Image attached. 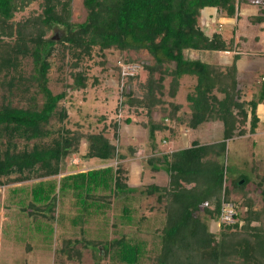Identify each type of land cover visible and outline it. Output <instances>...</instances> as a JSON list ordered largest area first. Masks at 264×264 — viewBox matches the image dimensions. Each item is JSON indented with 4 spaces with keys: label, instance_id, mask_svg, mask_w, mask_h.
<instances>
[{
    "label": "trees",
    "instance_id": "trees-1",
    "mask_svg": "<svg viewBox=\"0 0 264 264\" xmlns=\"http://www.w3.org/2000/svg\"><path fill=\"white\" fill-rule=\"evenodd\" d=\"M71 1L0 0V185L6 180L40 179L31 185V201L20 210L32 221L48 222L49 226L57 219L53 216L56 186L58 192H71L72 196L84 188L81 223L70 219L73 228L80 226L82 237L61 239L56 252L59 264L79 262L81 247L97 254L94 264L102 259L114 264H141L144 260L149 264H264V206L253 208L245 177L228 186L226 170L217 161L227 140L253 134L258 127L264 81L261 77L251 83L240 79L235 54L227 66L189 56L195 51L216 58L218 53L236 48L219 33L207 34V27H200L198 19L234 17L239 0H82L85 16L80 23L71 21ZM31 5L35 7L30 9ZM18 14L21 17L16 19ZM263 19L260 9L249 21L254 25ZM94 49L101 56L109 50H144L151 60L143 65L124 59L122 64L138 68L130 76L122 77L119 66L112 67L119 87L116 111L125 108L144 118L140 125L148 128L151 152L146 162L154 172L159 171L155 165L162 164L167 175L165 185L150 183L141 191L155 196L161 212L158 224L149 228V247L143 238L128 234L110 240L101 231L100 237L88 238L84 228L88 218L106 220L105 211L114 201L126 202L120 219L133 225L131 217L136 211L127 200L134 191L121 166L65 176L58 183L45 180L61 172L63 161L78 153L82 140L87 159H124L103 135L104 128L96 134L67 128V110L59 107L66 90L53 94L48 86L51 58L57 55L68 60L72 82L67 89H84L88 77L82 63L91 58ZM140 69L145 73L143 80L139 79ZM183 76L195 79L186 95L187 111L175 102ZM52 119L58 126H50ZM124 122L129 124L131 119ZM211 123L216 124L219 139L202 141L196 135ZM180 126L195 134L188 145L158 157L155 133L172 134ZM112 127L116 131L117 123ZM258 177L261 181L256 184L264 202V176ZM231 195L242 198L245 211L242 216L235 211L238 222L229 226L218 217L222 203H232ZM145 219L137 220L136 230Z\"/></svg>",
    "mask_w": 264,
    "mask_h": 264
},
{
    "label": "rangeland",
    "instance_id": "rangeland-1",
    "mask_svg": "<svg viewBox=\"0 0 264 264\" xmlns=\"http://www.w3.org/2000/svg\"><path fill=\"white\" fill-rule=\"evenodd\" d=\"M34 7L35 5H31L30 9ZM247 9L253 12V15L256 14V7H247L246 5L240 6L239 12ZM84 16L82 0H72L71 21L80 23L83 21ZM19 17H21L20 14L15 18L18 19ZM218 17L208 20L209 23L206 18L200 17L198 25L207 27V34L216 32L226 40L230 37L239 39V45L235 49L236 52L240 53L237 61V67L240 71L239 78L246 79V82L250 83L257 80V78L260 79L261 75L264 74V54L262 56L255 54L258 51L264 53V30L260 34V37H263L260 43L257 40L259 36L254 39L258 33V26L246 23L244 17H241L235 26L223 22L227 17L224 20ZM189 56L214 63H217V59H219L223 63H227L226 61H229V57H233L234 54L231 51H227L218 53L216 58H214L205 56V53L201 54L192 51ZM126 58L135 61L134 63L136 64L143 65L151 61L144 50L138 52L127 51L125 53L109 50L105 52L104 56H101L94 49L91 58L82 63V69L86 71L88 80L86 87L81 90L67 89V86L72 82L66 66L67 57L64 60L57 55L51 58V67L48 72L49 89L53 94L66 90V95L59 102V107L67 110L68 118L64 125L71 130L79 129L82 133L87 134L99 133L104 128L103 135L117 146L118 153L124 159L108 162H100L98 159H87L84 156L86 142L82 140L78 153L69 155L63 161L61 172L45 180H54L55 183H58L65 176L84 174L91 170L106 167L114 169L117 165L121 166L128 177V187L134 191V193L129 195V200H127L128 206H131L136 211L131 217L133 225L124 223V220L120 219L121 206L126 202L114 201L110 209L105 211L104 219L106 220L101 217L88 218L84 228L87 231L88 238L100 237L99 232L101 231L102 235L104 233V236L110 240L118 238L120 234H128L143 238L147 241L149 247L152 238L149 228L158 224L161 212L155 203V196H146L141 191L150 183L160 186L165 185L167 175L162 164L155 165L159 171L154 172L146 162L151 152L148 128L140 125L144 118L132 111H126L125 108H123L124 110L116 111V106L119 102V87L116 84L117 73L112 67L116 66L118 62L122 63ZM243 68L246 69L245 72H242ZM25 69H29L28 62H25ZM138 75L140 80L145 78V73L142 69L139 70ZM167 82L168 80L165 83L167 84ZM194 83V77L190 76H183L179 80L175 102L181 105L183 111L188 110L186 95L191 92ZM38 102H42L40 96ZM126 118L131 119L129 124L124 122ZM113 122L117 123L118 128L116 131L113 130ZM50 126H58L55 119L51 120ZM216 127L214 123L206 124L196 136L202 141L217 140L219 135ZM186 130H183V127L180 126L172 134L165 131L162 133L156 132L157 156L159 157L163 153L178 150L188 145L186 144V138L189 140L195 134H191L189 130ZM217 161L226 170L228 186L236 178L245 177V189L250 192L249 198L253 202V208L256 210L262 208L264 202L256 183L261 181L260 177L257 178L258 175L264 176V140L262 141L261 138L254 139V137H249V135L244 136L242 139H229L225 143L222 156ZM40 181V179H34L16 183L6 180L3 185H0V264H59L61 259L58 258L56 252L60 247L61 239L78 238V240H81L82 235L79 233L78 228L80 226L73 228L70 224V219L73 218L78 223L77 225L81 223L82 204L80 203L83 200L82 195L85 193L84 188L83 190L78 189L76 195L72 196L71 192L67 194L58 192L56 186L54 193L57 201L53 216L57 217V219L53 225H46L48 222L32 221L20 210L21 206L31 201L29 199L31 185ZM241 199L239 195H231L232 203L235 204L234 211L239 216H242L245 211V207L241 204ZM141 216L146 219L141 222L142 228L136 230L135 223ZM112 224H116V226L114 227ZM210 227L211 230H215L212 224ZM51 230H53V233L50 237ZM78 247L80 248V246ZM94 254L95 252L90 248L81 247L79 262L64 261L63 264H94L95 256L97 255L94 256ZM100 264L114 263L108 259H102ZM141 264L149 263L144 260Z\"/></svg>",
    "mask_w": 264,
    "mask_h": 264
},
{
    "label": "crops",
    "instance_id": "crops-1",
    "mask_svg": "<svg viewBox=\"0 0 264 264\" xmlns=\"http://www.w3.org/2000/svg\"><path fill=\"white\" fill-rule=\"evenodd\" d=\"M257 3H259V5L257 4ZM244 5H246L247 7H256V10L257 11H255L256 12V14H258V11L260 10V9H263L264 10V0H239V3L237 4V11H236V14H235V16L234 17H231V18H226L225 16H223L222 15V17L221 16H219L220 17V19H222V20H224V18H226L225 19V21H223L224 23H230V24H233V26H235L238 22H239V19L241 18V17H244L245 19H246V23H250V21H249V19H251L252 17H254V16H256V14L255 15H253V12H251V11H249L248 9L247 10H241L240 12H239V9H240V6L241 7H243ZM218 17V18H219ZM233 22V23H232ZM250 24H252V23H250ZM263 24H264V19H263V21L262 22H260V23H258V24H254V26H258V29H257V31H258V33L255 35V37H254V39H257L258 38V36H259V39H257L258 41H260V43H261V41H262V38L263 37H260V34H261V32L264 30V28H263ZM207 25V24H206ZM253 25V24H252ZM237 29H236V27H235V31H236ZM229 39H231L232 41H233V44L234 45H236L235 47H237V45H239V43H238V40L239 39H233V37H230ZM235 49H237V48H234V50L233 51H231L233 54H235L236 55V57H237V60H236V69H237V73L239 74V70H238V67H237V61H238V59H239V54L240 53H238V52H236V50ZM258 53V54H257ZM255 55H260V56H262L264 53L261 51V52H257ZM231 61H232V57L230 58L229 57V61H226L227 63H223L222 62V60H219V59H217V63L218 64H220V65H223V66H227V65H229L230 63H231ZM247 65V64H246ZM244 69V68H243ZM246 71V69H244V70H242V72H245ZM261 77H262V79H264V74H262L261 75ZM264 81V80H263ZM249 92V93H248ZM250 93H251V91L249 90V91H247V95L249 96L250 95ZM257 114H258V117H259V124H258V127L256 128V130H255V132L253 133V134H250L249 135V137H254V139H257V138H261V140L263 141L264 140V105H259L258 106V108H257ZM193 136V135H192ZM248 136V135H247ZM241 139L242 138H244V137H240ZM239 138V139H240ZM188 141V142H187ZM189 143V140H188V138H186V144H188ZM253 143H254V141H253ZM187 146V145H186ZM185 146V147H186ZM182 148H184V147H182ZM180 149V148H179Z\"/></svg>",
    "mask_w": 264,
    "mask_h": 264
},
{
    "label": "built area",
    "instance_id": "built-area-1",
    "mask_svg": "<svg viewBox=\"0 0 264 264\" xmlns=\"http://www.w3.org/2000/svg\"><path fill=\"white\" fill-rule=\"evenodd\" d=\"M117 65L120 68L119 73L122 77L134 75L138 69L136 65H130V64L125 65L120 62H118ZM218 220L219 222H222L223 224L229 225V226L234 225L236 222H238L237 218L235 217V211L233 208V204L231 202L222 203ZM240 223L241 222H239V224Z\"/></svg>",
    "mask_w": 264,
    "mask_h": 264
}]
</instances>
